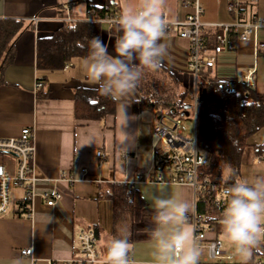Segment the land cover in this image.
<instances>
[{"label":"crops","instance_id":"obj_1","mask_svg":"<svg viewBox=\"0 0 264 264\" xmlns=\"http://www.w3.org/2000/svg\"><path fill=\"white\" fill-rule=\"evenodd\" d=\"M75 1L0 0V21H20L23 24L12 42L10 53L4 51L1 62L0 138L19 137L24 127H32L36 148L34 166L42 178L37 191L58 190L62 194L61 200L51 206L40 195L35 196L33 214L26 217L17 210L24 191L21 188L13 190L11 211L0 215V264H15L16 260L21 264H48L49 261L81 264L75 261L81 257L78 235L81 230L89 228L94 229L98 236V249L103 261L99 264H106V240L121 224L131 227L130 255L135 264H154L153 246L141 231L151 227L152 195L158 193L163 185L167 193L188 200L193 206L192 212L196 210V202L189 185L138 180V176H143L151 167L152 150L145 134V124L150 119L144 114L146 109L135 112L133 102L143 96L148 97L151 92L160 101H177L186 89H192L194 77L188 66L190 41L175 33H166L162 40L167 47L163 67L157 72L146 73L135 93L126 98L130 104L126 107L129 119L125 126L117 103L115 113L101 120L79 119L76 115L78 90L83 87L96 89L83 67L86 57L72 56L64 66L56 69H43L37 65L40 38L51 37L57 30L78 22H94L97 17H102L99 12L106 0ZM193 1L167 0L165 12L170 19L184 20L193 12ZM230 1L200 0L204 8L203 20L207 23L231 22L234 15L228 8ZM114 4L118 9L116 14L120 15L124 0H114ZM256 9L264 18V0H258ZM32 17L39 20L33 22ZM100 23L104 31L103 41L112 52L120 33L115 23ZM217 31L216 27H209L205 32L210 51L216 44ZM259 37L264 40V29L260 30ZM210 53L213 54L212 51ZM261 61L264 64V50L255 56L251 42L239 43L217 56L216 65L211 70L218 80L241 81L248 68L255 65L257 87ZM38 81L43 83L42 87H36ZM156 115L157 124L161 116ZM147 130L151 132L152 129ZM123 132L133 138L131 144L120 145ZM142 140L146 142L145 150ZM263 142V134L253 137L244 152L239 176L253 178L264 175V152H258L255 146ZM125 146L128 150L123 153L120 147ZM98 151L105 154L104 159L97 156ZM4 164L15 172L17 160L14 156L5 154ZM243 165L248 167L244 172ZM82 166L88 170L84 180L71 182L62 177V172L77 175ZM112 183H129L141 192L145 206L134 226L126 216L114 220L113 204L105 196ZM48 216L52 218L51 222H48ZM221 216L217 218L215 231L207 234L208 238L227 240L220 225ZM197 243L202 251L200 264H226L209 258L206 241ZM230 246L229 242L228 247L224 246L225 250H232ZM24 248H32V255L21 254ZM261 258H264V245L254 250L249 264L263 261ZM232 264H241V258Z\"/></svg>","mask_w":264,"mask_h":264},{"label":"clouds","instance_id":"obj_2","mask_svg":"<svg viewBox=\"0 0 264 264\" xmlns=\"http://www.w3.org/2000/svg\"><path fill=\"white\" fill-rule=\"evenodd\" d=\"M167 0H124L115 21L120 33L112 52L99 37L88 42V54L83 67L87 78L100 96L117 103L126 125V98L133 95L148 72L163 67L167 47L162 43L171 21L165 14ZM261 23L256 28L262 27ZM83 47V45H80ZM122 126V127H123ZM124 133V132H123ZM132 137L124 133L120 145L131 144ZM123 153L128 147H120ZM195 171H189L185 184L196 181ZM223 212L220 225L224 237L231 243L241 264H249L254 250L264 245V175L241 177L230 164L224 170ZM231 181V183H229ZM192 204L169 194L164 186L151 198V227L141 230L153 246L154 264H200L202 251L194 228L189 224ZM48 222L51 217L48 216ZM131 227L121 224L106 240V264H135L131 258ZM15 264H21L16 260Z\"/></svg>","mask_w":264,"mask_h":264},{"label":"built area","instance_id":"obj_3","mask_svg":"<svg viewBox=\"0 0 264 264\" xmlns=\"http://www.w3.org/2000/svg\"><path fill=\"white\" fill-rule=\"evenodd\" d=\"M258 0H231L228 8L233 13V20L229 23H207L203 20L204 8L200 0H194L191 4L193 12L188 14L184 20L171 21L167 32L175 33L180 37L187 38L190 41V57L188 66L193 72L194 85L192 86L193 103L190 109L189 117L193 118L195 123L194 131L185 132L190 129L189 124L182 126L183 116L170 118V122H165L164 117H161L158 124L154 127L153 134V151L151 167L142 176H138V180L144 182H159V183H174L185 184V177L189 171H195L196 181L189 186L192 187L195 202L204 193H207L213 185L208 176H201L200 170L203 166L209 164L210 157L207 152L199 147L197 138V108L200 95L198 87L199 72L203 67H214L216 65L217 56L225 51L232 49L239 43H252L253 53L255 56L264 50V40L259 37L260 30L256 28L259 22L264 25V18H261L257 13ZM189 4V3H188ZM88 12H91L89 9ZM119 14H106L103 17H97L95 21L115 23ZM33 22H37V17H32ZM209 27L218 29L215 39L213 54L207 45L205 32ZM166 32V33H167ZM236 37L234 45L231 44L230 35ZM256 66L248 68L243 75L241 81L237 79L223 80L230 85H235L241 82L247 88L256 87ZM43 83L38 81L36 87H42ZM192 110V111H191ZM171 116V115H170ZM167 117V116H166ZM34 130L32 127H24L21 130L19 137L0 138V155L9 154L16 158L17 164L15 172H11L7 165L0 162V215L11 211L13 201V190L21 188L24 195L17 205V210L20 215L31 217L34 211L33 201L35 196L40 195L48 205H54L62 198V194L58 190H45L38 192V184L42 180L36 173L34 166L35 156ZM100 159H104L105 154L102 151L97 152ZM260 158V157H259ZM87 168L82 166L77 175H69L62 172V177L74 182L84 180L87 175ZM219 188L222 191L225 188L220 184ZM218 193L214 201L217 208H223L224 194ZM189 223L194 228V234L198 241H206L209 258L226 264H232L233 261L239 259L235 255L234 250H225L224 243L219 238H208L207 234L214 232L215 227L205 220V217L196 210L189 214ZM79 249L81 257L75 260L81 264H99L103 262L100 258L98 249V236L94 229L81 230L78 235ZM32 248H24L21 254L24 256L32 255ZM48 264H55L49 261ZM257 264H264L258 260Z\"/></svg>","mask_w":264,"mask_h":264},{"label":"trees","instance_id":"obj_4","mask_svg":"<svg viewBox=\"0 0 264 264\" xmlns=\"http://www.w3.org/2000/svg\"><path fill=\"white\" fill-rule=\"evenodd\" d=\"M81 1V0H76ZM114 0H106L100 9V16L117 13ZM91 9L92 6L88 5ZM23 27L20 21H0V68L4 51L12 49L15 36ZM104 38L100 22L83 21L70 27L57 30L51 37L38 40L37 65L39 68L56 69L62 67L72 56L86 57L88 42L94 37ZM234 45L236 37L230 35ZM80 45H83L81 47ZM216 45V44H215ZM234 47V46H233ZM7 55V54H6ZM198 87L200 96L197 108V138L199 147L208 153L209 164L200 170L201 176H208L213 185L196 202V211L205 220L217 227V218L222 215L223 208L214 205L216 196L225 183L224 170L230 164L240 175L241 162L246 148L261 129L264 128V92L255 88H247L241 82L230 85L218 80L210 67H203L199 72ZM190 94V101H186ZM135 112L143 109H153L160 115L161 109H166L168 115L181 112L185 106L193 103L191 88L179 97L177 101L161 100L155 96H143L133 102ZM116 102L100 96L96 89L81 88L76 96V115L79 119L101 120L115 113ZM258 152H264V142L255 144ZM231 183V181H229ZM226 184V183H225ZM226 187V185H225ZM224 188L222 194H224ZM113 204V217L117 221L126 216L131 226L141 218L145 200L141 192L129 183H112L106 195ZM219 216V217H218Z\"/></svg>","mask_w":264,"mask_h":264},{"label":"rangeland","instance_id":"obj_5","mask_svg":"<svg viewBox=\"0 0 264 264\" xmlns=\"http://www.w3.org/2000/svg\"><path fill=\"white\" fill-rule=\"evenodd\" d=\"M259 68H260V71H259V76H258V85H257L256 88L258 89V91L264 92V64L262 63V61L260 62V67ZM151 93H150L149 96L152 97L153 94H151ZM146 94H148V92ZM186 101H188V102L190 101V94L187 95ZM191 101H192V98H191ZM191 105H192V103H191ZM144 114H146L149 117V119H150V121L147 124H145V134L148 135V140H149L148 145H149V149H151L153 151L152 140H153V134H154V125L157 122V117H156L157 115H156V113H155V111L153 109H146L144 111ZM160 114L161 115H164L163 117H164V121L165 122H170V118L179 117V115H177V114H174V115L169 116L168 113H167V110L166 109H163V108L161 109ZM186 124H189L190 129L189 130H186L185 129V132H188L189 131V132L192 133L194 131V128H195V123H194L193 118H191L189 116L188 117L187 116H184L182 118V126L184 127ZM147 128L152 129L151 132H147L148 131ZM260 134L261 135L262 134L264 135V128L261 129V131H259V133L257 135H260ZM142 144H143V149L145 150L146 142L142 140ZM0 162L5 163V154H3L0 157ZM247 169H248L247 166H244V165L242 166L243 172L246 171ZM221 184L224 187L226 185L225 183H221ZM223 242L225 243L224 246L226 245V247H228V243L229 242H227V240H225L224 238H223ZM230 247H233V246L231 245ZM224 249H225V247H224ZM261 259L264 262V258H261Z\"/></svg>","mask_w":264,"mask_h":264},{"label":"water","instance_id":"obj_6","mask_svg":"<svg viewBox=\"0 0 264 264\" xmlns=\"http://www.w3.org/2000/svg\"><path fill=\"white\" fill-rule=\"evenodd\" d=\"M203 93L201 94V96H200V99H202L203 98ZM191 104H188V105H186L185 106V108H184V110L181 112V116H189L190 115V109H191Z\"/></svg>","mask_w":264,"mask_h":264}]
</instances>
